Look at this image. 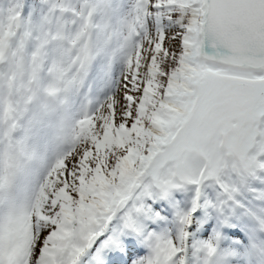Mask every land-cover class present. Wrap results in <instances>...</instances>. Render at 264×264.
Here are the masks:
<instances>
[{"label": "snow or ice", "instance_id": "6c2138e0", "mask_svg": "<svg viewBox=\"0 0 264 264\" xmlns=\"http://www.w3.org/2000/svg\"><path fill=\"white\" fill-rule=\"evenodd\" d=\"M0 264H264V0H0Z\"/></svg>", "mask_w": 264, "mask_h": 264}]
</instances>
